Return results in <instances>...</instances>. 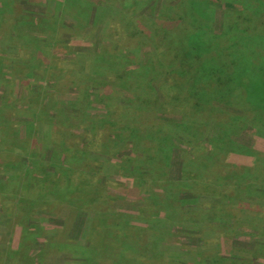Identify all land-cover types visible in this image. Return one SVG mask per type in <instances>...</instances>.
I'll list each match as a JSON object with an SVG mask.
<instances>
[{"label":"rangeland","instance_id":"1","mask_svg":"<svg viewBox=\"0 0 264 264\" xmlns=\"http://www.w3.org/2000/svg\"><path fill=\"white\" fill-rule=\"evenodd\" d=\"M86 1L80 16L88 24L99 5L125 16L114 21L112 41L101 27L78 30L69 3L0 0V213L9 220L22 202L19 224L32 231L20 241L0 223V241L21 243L10 253L0 245V264H264V91L243 78L261 105L248 114L229 96L240 85L229 73L242 51L254 64L263 60L264 17L254 39L225 23L227 11L264 14V4L208 0L213 38L203 39L212 48L199 45L171 73L156 48L148 58L138 36L126 35L148 40L154 18H177L182 0ZM50 15L39 29L38 18ZM20 29L46 41L44 49H18ZM223 31L232 36L216 41ZM147 58L159 72H130ZM126 91H144L146 117L125 103ZM54 114L66 116L78 148L57 134ZM154 120L159 137L148 133ZM152 138L169 140L158 156ZM37 185L42 197L47 185L51 194L37 199Z\"/></svg>","mask_w":264,"mask_h":264},{"label":"trees","instance_id":"2","mask_svg":"<svg viewBox=\"0 0 264 264\" xmlns=\"http://www.w3.org/2000/svg\"><path fill=\"white\" fill-rule=\"evenodd\" d=\"M56 6H59L63 3V5H65V3L68 5V3L75 8V17L78 18L76 19V25H77V29L84 31V30H94V29H98L99 27L103 28V32L101 33L102 36L106 39V40H110L112 41L111 38V34H115L116 32L113 31L115 30V26L114 21L115 20H119V21H124L125 23V16H123L121 14V12H117L115 11V9H113L111 6L109 5H102V6H98L97 7V11L95 12V16L93 17V19L91 20V22L88 24L86 23L87 21L85 20V17H81V13L84 12L85 9H87V6H89V8L91 7V2L86 1L84 2L83 0H56ZM255 1V5H262L264 4V0H254ZM124 4L126 3L125 1H123ZM91 4V5H89ZM182 6L180 9V7H177V18L172 15L171 17H166V16H162V17H157L160 19H156L154 18V21L151 23V26L149 24V28H147V31L150 32V35L148 36V40H151L149 42H147L148 40L146 37L145 33H141L140 31H135V32H131L128 33L126 35V39H133L135 36L137 35L138 39H140V43L143 46L144 50L143 52L145 54H148V58H149V54H150V50L155 49L158 50L157 52V56H160V59L162 62H166L168 63L169 68L171 70H169L171 73H174L175 71H177V67H180V64H184V63H188L187 58L191 55L194 51H196V48L201 45L202 50L203 49H211L212 45L208 44L207 42H205V40L203 38L208 39L207 35L210 38H213V34H209L210 29L208 28V25L210 24L211 21V17L207 14V8H209V4H208V0H182ZM123 7V3L121 5ZM204 9V10H203ZM64 10V9H63ZM125 10V9H124ZM252 12V11H251ZM250 11H243V12H235V11H227V15L225 16V23H228L230 26L228 29H226L229 33L233 34H247L249 35V37L252 39H254V37L256 35H263L261 34L262 31H260V29H263V23H262V18L264 17V14L262 13H251ZM124 13V12H123ZM28 17L30 16H25L23 17L19 22H21V24H23V22H25ZM54 17V15H50L47 16L46 18H38L40 25L39 29L43 30L44 27V31L46 27H49L51 25V18ZM32 19H34V17H32ZM83 20H85L86 22H84ZM44 22V23H42ZM129 23H131V21H128ZM165 24V25H164ZM39 26V25H38ZM103 26V27H102ZM37 27V26H36ZM151 27V29H150ZM162 27V28H161ZM207 27V28H206ZM231 28H234L236 31L231 30ZM106 28H108L106 30ZM150 29V30H149ZM209 30V31H208ZM110 31L112 33H110ZM133 31V30H132ZM97 31H90L89 33H93L95 34ZM20 34V38H19V42L16 44V46L18 47V49H20L22 46H26L27 48H33L34 50H37L39 52H41L44 49V45L46 43V41H40L38 42L36 39L32 38V40H30V33L26 32L24 29H20L19 31ZM76 34V33H74ZM117 34V33H116ZM132 34V35H130ZM207 34V35H206ZM232 35L227 34L226 31H223L221 34H216L214 36V39L217 40H222V41H226V39H229ZM20 42H22V44H20ZM238 40H236L235 42L232 43V48H234L235 46L239 47V43ZM54 45V44H52ZM248 43L244 44V48L248 47ZM48 47V46H47ZM207 50V51H208ZM206 51V52H207ZM247 51V50H246ZM246 51H242L241 56H240V61L239 64L236 65V72L233 73H229V75H231L229 80L231 82H235L239 83L240 85L237 86L236 88L233 87L230 91H231V95L229 94V96L231 97L230 104L238 109H241L242 111H245L246 114H248L249 112H254L257 108V106H261L258 105V103L255 102H259V100H257L255 98V96L250 92L251 89H249V87H247L248 83H253V84H258L260 85L259 87L262 88V92L264 91V56H263V60L262 62L258 63V64H254L252 61H248L245 59V52ZM212 52V51H211ZM202 53V52H200ZM199 54V59L201 58L203 60V57L201 56V54ZM38 53L35 54L36 58H38ZM128 55V54H127ZM197 57V58H198ZM147 58V62L145 64L140 65V67L135 68V69H131V73H136V75H139L140 73L144 72H159V70L156 71V66H154V64H151L150 59L148 60ZM39 59V58H38ZM198 59V61H199ZM189 60V59H188ZM253 64L256 68H258L259 72H261L263 74V77H259V79H257V73L259 72H255L253 73L252 70H250V68H254ZM150 65V66H149ZM160 66L164 67V64H161ZM158 68V67H157ZM246 71H248V73H246ZM248 75V76H247ZM247 77V82L243 81L244 77ZM233 79L235 81H233ZM106 83V81H104ZM104 83V84H105ZM141 84H138V86H140ZM149 88L150 84H148ZM137 87V86H136ZM147 87V86H146ZM232 87V86H231ZM121 88H124V84L121 85ZM139 88V87H137ZM127 93H123V99L126 102H130L131 100H133L132 102L133 107L135 110H137V112H139L141 116L146 117L147 115V111H149L150 108V104H146L145 102V97L143 96L145 93L144 91L139 93V92H132L129 93V91H126ZM46 94L51 95V94H55L54 92H49L46 91ZM264 94V93H263ZM254 96V97H253ZM157 100V97H156ZM256 100V101H255ZM264 103V102H263ZM31 105H39L36 102H32ZM264 105V104H263ZM51 116V115H50ZM60 116L61 115H52L51 118H53V120L57 123L59 121L60 125H58L55 129L56 132L59 136L65 138L66 144L72 146V147H77L78 145H76L75 142H70L68 137V133L70 135H75V133L73 132H69L70 127L72 128L71 125L69 124H63L60 120ZM66 116L63 115V117L61 116V118H65ZM72 122V121H71ZM70 122V123H71ZM149 126L152 127L149 129L150 134L159 137V134H157V132L155 131V128L157 127V121H149L148 122ZM45 126H43V124L41 125V131L42 133L44 132ZM10 130V128H9ZM7 129V131H9ZM14 130V129H13ZM73 130V128H72ZM154 130V131H153ZM74 131V130H73ZM139 131V130H138ZM141 132V131H140ZM160 128H159V132L160 133ZM9 133H11L9 131ZM15 133V132H12ZM17 134V133H15ZM134 136H139L136 133H132ZM18 135H13L12 139L10 141H13V143L19 144L20 142H22V140L20 138H17ZM141 139V138H139ZM152 145L154 147V149H156L157 151L155 152V154L158 156L159 152H161L162 150H165L167 147V143H169V140L167 138H165V142H162L161 140L159 141L158 139L152 138ZM171 147V144H168V148ZM54 150V149H53ZM135 155H133L134 157ZM25 157V158H24ZM29 156L26 155V153H23V157H21L22 161H27ZM160 159V158H159ZM162 160V159H160ZM158 165V164H157ZM58 167V166H57ZM56 172L55 167L53 166V169L48 170L46 174H53ZM34 189V196L37 199H42V198H47L49 196V194H51V190H47V189H52L50 187L45 186V191L48 192V194L43 196V192H42V188L35 186L33 187ZM42 193V194H40ZM30 195V194H29ZM18 207L22 210L23 204L22 202H20L18 204ZM12 209L10 208V211ZM21 210L19 209H15L11 211V218L9 220H3V217L6 216L7 214L5 212H1L0 213V223L2 225H4L3 227H5V229H8L10 231H12L15 234V239H20V241H22L24 238V236L30 234V231L27 227L29 225V223H24V224H19L18 220L20 215H21ZM7 211V209H6ZM24 216V214L22 215ZM144 228V226H142ZM141 227V228H142ZM30 231V232H29ZM19 241V242H20ZM4 244L7 248V253H10L14 250H17L18 248H20L21 243H11V244H5L4 240L0 241V245ZM17 248V249H14Z\"/></svg>","mask_w":264,"mask_h":264}]
</instances>
